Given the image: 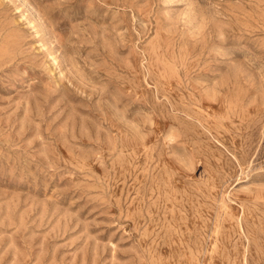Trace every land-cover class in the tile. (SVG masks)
Wrapping results in <instances>:
<instances>
[{
	"label": "rangeland",
	"instance_id": "374dc122",
	"mask_svg": "<svg viewBox=\"0 0 264 264\" xmlns=\"http://www.w3.org/2000/svg\"><path fill=\"white\" fill-rule=\"evenodd\" d=\"M0 264H264V0H0Z\"/></svg>",
	"mask_w": 264,
	"mask_h": 264
}]
</instances>
